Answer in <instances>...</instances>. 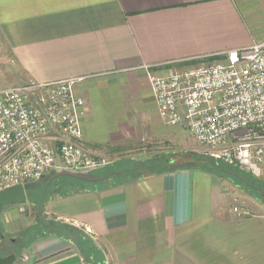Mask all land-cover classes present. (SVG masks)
Listing matches in <instances>:
<instances>
[{"label": "crops", "instance_id": "1", "mask_svg": "<svg viewBox=\"0 0 264 264\" xmlns=\"http://www.w3.org/2000/svg\"><path fill=\"white\" fill-rule=\"evenodd\" d=\"M252 43L234 0H0V83L6 48L21 71L9 83L79 79L80 145L95 156L157 139L177 146L187 131L159 117L144 66L167 73ZM174 166L49 199L44 213L82 231L90 258L52 233L22 239L15 262L264 264V202L229 193L215 172Z\"/></svg>", "mask_w": 264, "mask_h": 264}, {"label": "built area", "instance_id": "2", "mask_svg": "<svg viewBox=\"0 0 264 264\" xmlns=\"http://www.w3.org/2000/svg\"><path fill=\"white\" fill-rule=\"evenodd\" d=\"M167 73L144 66L164 123L187 130L206 156L262 175L264 40ZM77 78L0 90V190L52 171H95L109 164L80 145L84 99ZM238 214L246 210L234 206Z\"/></svg>", "mask_w": 264, "mask_h": 264}, {"label": "rangeland", "instance_id": "3", "mask_svg": "<svg viewBox=\"0 0 264 264\" xmlns=\"http://www.w3.org/2000/svg\"><path fill=\"white\" fill-rule=\"evenodd\" d=\"M234 1L253 34V42L264 40V0ZM4 66L6 79L4 83H0V90L28 84V82L26 83L23 81L7 82V76L18 78L21 72L17 68L14 69L10 51L7 48L4 52ZM177 141L179 144H177V146L171 145L167 141H162L160 139L153 142H134L135 144L130 147V150L122 151L119 154L105 155L109 158V164L101 169L93 171V174L117 172L122 169L134 167V176L145 170L141 169L144 167L142 163L147 162L151 158H158V161L155 160V162L152 163L154 167H160L163 165V161H165L166 165L170 164L174 166L193 163L196 156H206L204 154L205 148L198 145L187 131L183 134L181 133ZM170 159L174 160L173 163H169ZM212 159L218 161L220 171H216L215 175L222 180L225 189H227L229 193H233L240 198H247L251 201L253 199L257 202H264V196L259 191V189L264 190L263 164L260 165L262 168V175L260 177H253L249 173L238 170L237 168H235L237 170H230L228 165H225L215 158ZM83 185V182L74 181L68 176L55 177L47 185L42 184L40 187L34 188L29 194L30 197L23 204L6 205L0 212V232L4 235L3 238L0 239V256L8 254H15L18 256L21 252L19 246L23 244L20 242L22 239H33L42 231L47 233L49 230L44 229L45 223L49 224L56 220L51 219V216L44 213L45 203L54 196H62L73 192L82 188ZM230 188H232L231 191ZM37 203L39 204L38 209L35 206ZM243 210L249 212L247 209ZM12 213H14V216ZM15 213H17V217H15ZM11 238L14 239V242H11ZM14 264L17 263L15 262Z\"/></svg>", "mask_w": 264, "mask_h": 264}, {"label": "trees", "instance_id": "4", "mask_svg": "<svg viewBox=\"0 0 264 264\" xmlns=\"http://www.w3.org/2000/svg\"><path fill=\"white\" fill-rule=\"evenodd\" d=\"M217 56H210V57H204L201 59H192L190 61H187L185 63H183V65H193V64H198V63H204L213 59H216ZM153 158L149 159L147 162L142 163V165L144 166L143 169H147L149 172H162V171H166V170H173L176 167L172 166L170 164H165V161H163V165L160 167H154L152 162L158 161V158ZM151 161V162H149ZM194 162L192 163L193 167H198L204 170H208V171H212V172H216V171H220L219 165H218V161H215L214 159H212V157L209 156H196V158L193 160ZM121 163V162H120ZM185 166V165H184ZM183 167V166H182ZM230 170H237L234 167L229 166ZM134 167H129L126 169H122L119 171H115V172H107V173H99V174H94L97 176H102V175H106V178L101 179L99 181L96 182H89V181H84L81 179H77V178H73L70 177L72 180L74 181H79V182H83L84 185H93L97 182L99 183H106L108 184L109 182H111L112 184H116L117 182H124L126 180H130V178L133 177V174L135 172ZM224 169V168H223ZM223 171V170H221ZM93 174V172H92ZM132 174V176H131ZM138 174V173H137ZM136 175V174H135ZM65 177V176H64ZM83 185V186H84ZM33 190H28L26 191V195H27V199L30 197L29 194L30 192H32ZM76 192V190H75ZM74 192H70L67 193L72 194ZM66 195V194H64ZM37 207V209L39 208V204L37 203L35 205ZM38 218L40 219V217L38 216ZM46 226V227H45ZM44 229H48L49 231H47V233L45 231H42L38 236H35L32 240H35L37 237H41L43 235L46 234H52V233H56L58 235H62L65 237H69L79 248L80 252L82 254H84V256L87 257V259H89V250H91L90 248L86 247V243L90 244V240L87 239L82 231H80L79 229L75 228L72 225H67V224H63L60 221H53L52 223L50 222L49 224L45 223ZM43 233V235H42ZM91 260V259H90ZM91 264H99L101 261H96L95 259L90 261Z\"/></svg>", "mask_w": 264, "mask_h": 264}, {"label": "water", "instance_id": "5", "mask_svg": "<svg viewBox=\"0 0 264 264\" xmlns=\"http://www.w3.org/2000/svg\"><path fill=\"white\" fill-rule=\"evenodd\" d=\"M93 172V171H92ZM89 171H69V170H59L52 171L49 175L39 179L35 182H28L23 185H14L6 187L0 190V212L6 205H21L27 200L26 191L33 190L34 188L40 187L42 184L47 185L52 179L59 176H68L77 179H81L89 182H96L101 179L106 178V175L97 176ZM259 191L264 196V190L259 189ZM0 237L2 234L0 232ZM17 259L15 254H8L5 256H0V264H14Z\"/></svg>", "mask_w": 264, "mask_h": 264}, {"label": "flooded vegetation", "instance_id": "6", "mask_svg": "<svg viewBox=\"0 0 264 264\" xmlns=\"http://www.w3.org/2000/svg\"><path fill=\"white\" fill-rule=\"evenodd\" d=\"M1 234H2V233H1ZM3 236H4V235L2 234V237H0V239H2V238H3Z\"/></svg>", "mask_w": 264, "mask_h": 264}]
</instances>
